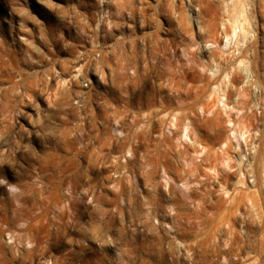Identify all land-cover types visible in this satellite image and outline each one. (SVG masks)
Returning a JSON list of instances; mask_svg holds the SVG:
<instances>
[{
  "label": "rangeland",
  "instance_id": "obj_1",
  "mask_svg": "<svg viewBox=\"0 0 264 264\" xmlns=\"http://www.w3.org/2000/svg\"><path fill=\"white\" fill-rule=\"evenodd\" d=\"M102 4L110 21L97 27ZM235 19L245 39H258V77L233 80L243 83L246 114L253 113L257 98L263 105L258 124L252 120L243 129L254 141L242 144V153L230 144L225 118L211 99L212 84L224 78L214 79L197 53L198 41L229 36ZM90 39L100 42L97 60ZM215 57L221 76L236 71L219 51ZM130 65L136 76L128 81L131 73L122 70ZM56 74L60 80L53 79ZM84 78H90L85 106L73 107ZM0 79L7 85V106L0 107V152L8 154L11 137L42 141L45 137L37 135L42 126L52 129L55 136L49 138L61 144L60 151L34 153L46 163L23 179L20 153L13 152L3 164L6 172L0 170V179L7 181L0 184V240L6 245L9 230L21 246L26 233L39 244L22 264H41L49 257L65 264L49 241L57 237V225L67 222V210L55 211L68 198L61 176L81 169L89 172L99 208L93 212L88 205L85 211L69 202L71 218L79 223L81 214L96 220L103 214L109 233L113 223L131 224L143 264H264V0H29V6L25 0H0ZM97 85L117 97L125 92L127 103L102 95ZM113 111L124 119L114 123ZM129 124L140 131L132 145L134 160L123 161L127 175L120 177L113 173L121 171L116 158L124 135L131 134ZM117 181L124 201L119 207L113 191ZM10 187L19 191L11 193ZM145 214L152 218L139 223ZM78 237L77 232L71 239ZM169 242L184 247L173 255Z\"/></svg>",
  "mask_w": 264,
  "mask_h": 264
},
{
  "label": "clouds",
  "instance_id": "obj_2",
  "mask_svg": "<svg viewBox=\"0 0 264 264\" xmlns=\"http://www.w3.org/2000/svg\"><path fill=\"white\" fill-rule=\"evenodd\" d=\"M81 2H83V0H81ZM36 3L38 4V0H36ZM25 4L26 6H29V0H25ZM53 24H55L54 21ZM122 71L131 73L126 77L128 81H131L136 76L135 65H130L126 70ZM97 89L102 93V95L111 96L113 101L116 103H120L121 101L127 103V94L123 91L121 92L120 97H117L115 93L107 87L102 88L100 85H97ZM76 107L80 108L81 105H76ZM108 107H110V105ZM111 115L114 123H119L124 119L123 115H119L115 111H113ZM133 120H135V117H133ZM34 123H38V121ZM127 127L132 129L131 124L127 125ZM77 131L83 132V129L77 128ZM139 131V128H134L132 129L130 135H124V142L122 144L120 156L116 158V160L121 161V163L116 164V160L113 161V163L116 164V167L121 169V171L119 173H113V175H119L120 177L127 175V172L125 171L127 165H125L123 161L134 160V150L132 145L135 144V133ZM37 135L45 137V139L37 141L35 138H29L25 141L22 135L18 138L11 137L8 154L6 155L4 152H0V170L6 172L7 170L3 169V164L11 157L13 152L20 153V159L24 161V164L36 165L35 168H25L24 164H19L17 162L18 174L21 179H23L26 174L31 175L32 172L41 169L42 165L46 163L43 155L34 153L60 151L61 144L54 139L49 138L55 136V132L52 129H47V126H42ZM117 135L119 136L120 134L118 133ZM0 139H2V137H0ZM77 143L79 142L77 141ZM28 145H31V147L29 148ZM84 146L85 145H79L81 149ZM146 171L147 168L142 163L141 174L146 173ZM76 176H79L80 178L79 184H77ZM10 177L11 174H9V178ZM88 178L89 172L87 169H81V171L77 174L68 173L66 176H61V179L67 181V187L63 188L62 191L68 198L64 199V201L55 208L57 213L67 210L69 202L79 205L85 211L88 210V205H91L93 212L98 210V198H95L92 195L94 187L91 183H88ZM6 183V180L0 179V184ZM9 191L11 193H17L19 189L16 187H10ZM113 191L117 193V206L119 207L120 204L124 203V201L119 198L121 191L119 181L113 185ZM129 191L135 192L136 188L131 187ZM70 192H75V197L70 196ZM85 197H87V199H85ZM145 206L147 207V202H145ZM166 211L170 213L172 209L168 208ZM71 217L72 213L69 212V220L63 225H57V237L49 241L52 251L63 253L65 264H143L140 260L141 250L135 244L131 234L129 233V230H131V233L136 232V229L132 227L131 224L125 225L121 223L120 225H116L113 223L111 224L112 230L109 233V222L104 220L103 214H101L99 220H96L94 216L86 218L83 214H81L79 216V223L73 221ZM151 218L152 217H148L145 214V219L139 220V223L143 224L146 219ZM17 227L23 228L24 224H19ZM164 227L167 228V225H164ZM64 229H69V232L65 233ZM72 229H75V231H71ZM77 232L79 233L78 240L71 239V237L77 235ZM97 232L101 233L103 244L111 247H98L97 244L101 242L99 239L96 244L90 242ZM11 235L12 239H9L6 242V245L3 240H0V264H22L23 261L29 260L33 254L36 253L37 248L39 247L38 242L32 238L30 233L23 234L25 239L22 246L20 244L19 236L16 233H12ZM65 245H67L66 252L64 251ZM5 247H7L8 251L11 252V255L7 257L5 256ZM18 247L20 248L19 251H17ZM178 247L184 246H177L176 244L169 242L168 248L173 255L178 254ZM124 257H127V261L123 259ZM41 264H51V262H45L42 260ZM154 264H160V262L157 261L154 262ZM224 264H227V262L225 261Z\"/></svg>",
  "mask_w": 264,
  "mask_h": 264
},
{
  "label": "built area",
  "instance_id": "obj_3",
  "mask_svg": "<svg viewBox=\"0 0 264 264\" xmlns=\"http://www.w3.org/2000/svg\"><path fill=\"white\" fill-rule=\"evenodd\" d=\"M109 9L106 5L102 4L99 9L98 17L96 18L95 25L102 26L109 23ZM231 35V34H230ZM229 35V36H230ZM220 40H208V41H198L197 43V53L198 56L203 60H206L209 63V74L214 78L223 77L224 81L214 82L211 89V99L215 104V107H218L222 115L225 118V125L228 129L229 142L231 145H235L237 152H243L241 145L250 143L254 139L248 135L246 130L247 126L251 124V121H256L258 124V117H260L263 105L258 101V98L255 100L254 104L251 105L250 110L253 111L251 115L246 114L248 106L244 105L242 99V93L244 92L242 86L243 83H235L234 78H243V79H257L258 77V39L254 37L249 38L248 40L239 33V29L236 27V32L234 36L229 38L228 44L224 47L223 43L226 38L225 35L220 34ZM91 40V39H90ZM91 42L95 45V51L91 54L93 59H99L100 56V42L97 39H92ZM220 52L222 59L225 63H235L236 71L234 73H226L220 75V66L219 60L215 57V52ZM83 52V50L81 51ZM255 54V55H254ZM252 63L254 67H252ZM86 61L79 64L78 68L85 66ZM83 68V67H82ZM81 68V70H82ZM76 75V74H75ZM80 74H77V78ZM54 78L60 80L59 75H55ZM90 78L82 79L80 81L81 89L76 90V95L71 100V105L76 107V105L85 106V97H86V88ZM71 86V82L67 83ZM6 82L0 79V107H6ZM254 95H258V84L253 89L252 92ZM69 212L72 211L67 208V216L65 221L69 220ZM67 231V230H66ZM11 231L6 230L4 232V237L6 241L12 239ZM102 237V236H99ZM95 244V240L92 242ZM102 247H111L104 245L102 242ZM67 249L65 250V252ZM64 259V255H63ZM51 264H58L56 260L49 257L48 262ZM127 261V260H125Z\"/></svg>",
  "mask_w": 264,
  "mask_h": 264
},
{
  "label": "bare ground",
  "instance_id": "obj_4",
  "mask_svg": "<svg viewBox=\"0 0 264 264\" xmlns=\"http://www.w3.org/2000/svg\"><path fill=\"white\" fill-rule=\"evenodd\" d=\"M233 22H234V24H235L236 26H233V28H232V33H231L230 36H227V35H226V38H225L224 43H223V46H224V47H225V46L227 45V43L229 42V38H231V36H234V35H235L236 27H237L238 29L241 27V22L238 21L237 19H235ZM98 239H99L101 242H100L99 244H97V246H98V247H102V237H98L97 239H95V244L97 243V240H98Z\"/></svg>",
  "mask_w": 264,
  "mask_h": 264
}]
</instances>
